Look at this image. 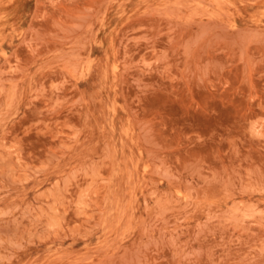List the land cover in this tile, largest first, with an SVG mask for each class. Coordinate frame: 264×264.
Returning a JSON list of instances; mask_svg holds the SVG:
<instances>
[{
    "label": "rangeland",
    "instance_id": "obj_1",
    "mask_svg": "<svg viewBox=\"0 0 264 264\" xmlns=\"http://www.w3.org/2000/svg\"><path fill=\"white\" fill-rule=\"evenodd\" d=\"M0 264H264V0H0Z\"/></svg>",
    "mask_w": 264,
    "mask_h": 264
}]
</instances>
